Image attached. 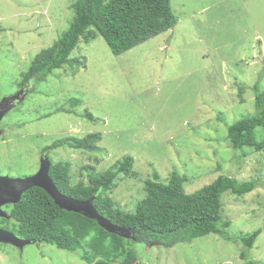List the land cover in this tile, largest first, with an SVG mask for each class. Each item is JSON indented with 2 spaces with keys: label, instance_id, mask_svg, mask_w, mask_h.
Masks as SVG:
<instances>
[{
  "label": "rangeland",
  "instance_id": "rangeland-1",
  "mask_svg": "<svg viewBox=\"0 0 264 264\" xmlns=\"http://www.w3.org/2000/svg\"><path fill=\"white\" fill-rule=\"evenodd\" d=\"M71 3L0 0V94L15 91L34 56L69 28ZM172 8L174 27L128 51L115 54L101 35L81 40L71 57L85 58V67L64 65L46 80H31L18 110L5 116L13 124L9 160L22 177L39 169L47 148L52 160L72 163L76 179L85 165L103 172L133 156L136 175H119L107 192L127 211L146 196L145 181L155 173L167 183L177 171L187 192L221 174L257 179L252 192L223 196L233 240L211 233L170 247L132 238L127 245L140 264H244L241 237L262 229L247 256L264 264V150L243 155L252 149L236 150L228 139L229 125L254 114L256 93L264 91V0H172ZM89 132L102 133L96 150L48 148ZM255 135L264 139V127ZM19 250L0 242V264H93L82 251L49 243Z\"/></svg>",
  "mask_w": 264,
  "mask_h": 264
},
{
  "label": "trees",
  "instance_id": "trees-1",
  "mask_svg": "<svg viewBox=\"0 0 264 264\" xmlns=\"http://www.w3.org/2000/svg\"><path fill=\"white\" fill-rule=\"evenodd\" d=\"M71 7L74 17L69 28L54 44L34 56L19 84L46 80L50 73L64 65L75 67L77 64L75 71L85 67V58L71 57L81 40L89 41L101 35L115 54H122L178 22L172 0H72ZM79 103L80 99L74 98V104ZM255 106L254 114L228 127V139L234 149H252L244 150L243 155L264 150V139L259 140L255 135L257 127H264V91H257ZM85 115L94 119L88 110ZM102 137L101 132L68 136L56 140L48 148L67 146L92 151L98 149ZM46 151L47 148L42 150L51 160L50 175L60 192L79 200L94 197L93 204L98 212L125 228L130 237L109 232L97 220L61 208L38 186L28 189L19 202L12 204V229L38 244L49 243L69 251H82V258L93 264H140L135 251L128 248L130 238L167 247L190 243L211 233L233 240L227 232L232 221L223 216V196L227 192L243 196L258 185L257 179L241 181L221 174L201 188L187 192L186 179L177 171L171 173L167 183L160 181V175L155 173L154 178L145 181L146 196L134 211H127L107 192L116 187L119 175H136L133 156H124L103 172H96L93 165H85L86 172H81L84 177L75 179L70 161H54ZM261 232L262 229H257L241 237L246 248L241 253L247 259L244 264H260L247 256V250L254 246Z\"/></svg>",
  "mask_w": 264,
  "mask_h": 264
},
{
  "label": "water",
  "instance_id": "water-1",
  "mask_svg": "<svg viewBox=\"0 0 264 264\" xmlns=\"http://www.w3.org/2000/svg\"><path fill=\"white\" fill-rule=\"evenodd\" d=\"M17 97V95H14L8 98L7 101L3 100L0 103V116L8 110L10 100L14 101ZM50 166L51 160L42 157L40 168L35 174L26 177L0 176V216H7V213L2 208L4 204L19 202L24 192L34 186H38L47 191L61 208L82 213L89 218L97 220L107 231L130 237L128 233H125V228L112 222L98 212L93 204L94 197L87 200H79L60 192L50 175ZM0 242H11L20 248H24L25 245L31 244L34 241L22 238L13 231L0 229Z\"/></svg>",
  "mask_w": 264,
  "mask_h": 264
},
{
  "label": "flooded vegetation",
  "instance_id": "flooded-vegetation-1",
  "mask_svg": "<svg viewBox=\"0 0 264 264\" xmlns=\"http://www.w3.org/2000/svg\"><path fill=\"white\" fill-rule=\"evenodd\" d=\"M29 82L27 83H20L17 89L13 92H9V90H6L0 94V103L3 101L2 99L4 97H12L14 95H17V99L15 101L11 100L8 104V110L4 112L2 116H0V176H9V177H17L15 173H18L13 170L12 164L10 160H13L12 153H13V136L10 135L12 125V118L6 120V115L12 112V109L18 110V106L23 103L24 95L29 91V88L27 86ZM7 98V99H8ZM15 107V108H14ZM43 153V152H42ZM45 153L42 154L44 156ZM46 156V155H45ZM10 159V160H9ZM40 168V164H39ZM39 169L36 171H32L30 173H22L20 172V176L26 177L31 174H35ZM3 210L7 213V216H0V229L10 230L13 231V218H12V203H7L2 206ZM14 232V231H13ZM19 236V235H18ZM22 237V236H20ZM25 238V237H22ZM27 239V238H25ZM27 246V245H26ZM25 246V247H26ZM24 247V248H25ZM24 248H20L19 251H23Z\"/></svg>",
  "mask_w": 264,
  "mask_h": 264
}]
</instances>
